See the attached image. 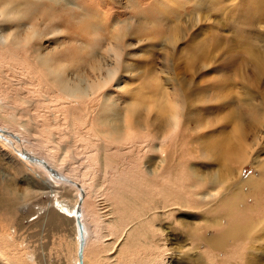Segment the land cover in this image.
<instances>
[{
	"label": "rangeland",
	"instance_id": "rangeland-1",
	"mask_svg": "<svg viewBox=\"0 0 264 264\" xmlns=\"http://www.w3.org/2000/svg\"><path fill=\"white\" fill-rule=\"evenodd\" d=\"M32 2L31 17L9 24L0 16L1 36L32 26L37 30L26 46H0V115L13 116L26 129L22 138L28 150L58 160L64 168L56 167L64 173L70 168L91 177L82 205L84 264H246L251 258L253 264H264V0ZM81 8L90 9L88 21L98 31L72 40L63 23ZM118 33L123 35L121 65L105 91L109 102L116 99L122 108L140 99L135 107L145 112L154 97L182 108L180 127L171 130L165 170L158 168L155 180L149 170L160 163L159 153L138 146L147 135L98 142L102 127L96 125L93 103L59 100L40 61L48 60L56 72L67 68L65 77L75 81L71 69L84 65L96 40L102 41L97 49L102 59L97 60L111 67L108 42L113 44ZM150 113V118L157 114ZM155 127L151 118L150 129ZM3 143L0 186L15 202L11 215L0 210V264H27L31 257L39 264H72L73 226L47 206L50 200L35 176L44 178L42 171ZM227 144L233 155L246 151L247 161L237 165L223 159L220 147ZM230 169L225 189L210 184L200 192L185 189L193 174L211 181ZM247 178L255 184L243 183ZM239 186L238 194L230 193ZM211 188L218 192L209 198ZM223 200L228 202L219 206ZM161 202L169 211L158 209L152 226L139 227L147 206ZM38 206L46 212L38 214ZM231 221L248 228L247 233L224 247H210Z\"/></svg>",
	"mask_w": 264,
	"mask_h": 264
},
{
	"label": "bare ground",
	"instance_id": "bare-ground-1",
	"mask_svg": "<svg viewBox=\"0 0 264 264\" xmlns=\"http://www.w3.org/2000/svg\"><path fill=\"white\" fill-rule=\"evenodd\" d=\"M47 1L48 2L54 1L55 3H57L59 0H44V2ZM35 7L36 4H34L32 0H0V16L3 20V23L7 22L10 24L18 17L26 16V15H28V17H31L32 15H34ZM89 10L90 9L88 8H81L80 12L73 11L72 13H69V15L67 16L69 18L68 19L69 22L66 23L68 20H64L63 26L66 29L71 30L72 40L74 39L75 35L78 38H82V34L84 33L87 36V35H91V33L98 31V26L93 27L88 21L89 16L86 14V12H88ZM116 24L119 23H115L114 25ZM119 26H121V24H119ZM81 28H83L84 31ZM120 31L122 30H119L118 32ZM92 36H94V34ZM91 37H89V39ZM113 37L115 42L111 44L109 41L108 42L109 48L107 50L109 54L108 57H111L110 52L113 53L114 62L111 65V67L108 65L103 66L104 64L101 65V62L97 60L98 58L102 57L101 55L99 56L97 52V49L99 45H101L102 41L96 40L95 45L85 53L86 62L84 63V65L71 69V72L74 74V77H76L75 81H71V79H69V77L67 76L65 77V75L67 74L66 73L67 68L61 67V70L56 72L55 70L53 71L49 67L48 60H44L43 57H40V61L43 67L45 68V70H47V72L49 73L48 75H50V77L52 78L53 88L58 92L57 98L59 100L61 98H65L72 101L87 99L90 101V103H93L91 105H92V109L94 110L93 113H94L96 125L102 127V131L98 133L99 135L98 138L101 137L100 140L98 139V142L101 140H105L103 142L112 143V142H117L119 140L122 141L125 139L127 141L129 140L131 141V139H136V134L147 135L146 137L139 138V139L145 138L146 140L140 141L138 146L143 149H147L150 152L158 151L159 153L158 158L161 164L158 163L156 165L154 169L155 171L149 170V173L152 176L148 175L153 180H155V178L159 177V170H165L163 168L165 167L164 163L166 162L167 157L169 155V139L172 136V132L174 133L173 130L175 129L177 130V128L180 127V124L178 123L180 116L182 114V108L178 102L173 103L174 101H170L169 103L167 102L158 103L154 99V97L152 98V104L150 106H146L145 108L143 107L144 109L146 108L151 109V110H145L146 113L144 112V110L135 107L137 103L141 101L140 99L137 100V103L135 102L134 106L132 105V103H128L125 105V107L122 108L120 107L121 109L116 107V103L114 102L116 99L114 101L109 102L108 98L105 97V91L109 88V86L113 82L114 76L117 75L120 69V65H121L120 42L123 38V35H120L118 33ZM36 38H37V30L35 29L34 26H32L28 30H22L21 32L15 31L11 34H6L4 36L0 35V46H2L3 44L12 45L14 47L20 45L26 46L31 41H34ZM31 51L32 50H30V52ZM88 75L93 77V79L91 80L88 79ZM143 105L144 103H142V106ZM154 110L158 115L156 114L154 115V117L151 118L153 120V123L156 124L157 127H155L154 131H152V129H150L151 128L150 111L153 112ZM158 121L161 122V124H157ZM168 126H169V130L167 129ZM16 128L19 130H16ZM0 129L7 133L14 134L19 139V141L16 142L10 136L5 135L4 137L5 140L7 141L0 139L1 140L0 144L2 146H5L3 143L5 142L9 147H11L10 149L14 151V153L17 156L18 154L16 151L24 150L29 154L44 160L50 167L55 169L65 179L76 184V185H72L69 184L68 182H61L59 180H56L52 178L44 169L40 168V166L30 163L26 160H23L18 156V158L22 160L24 163L28 164L29 166L36 167L42 171L44 178L40 177L41 176L40 173L36 174L35 176L36 179H39V181H41V184H39V187L41 186L40 189L44 190L43 193L47 195V197L46 196L45 197L50 200L48 201L47 206L51 207L53 209L52 213L55 212V214L60 219L64 220V222L66 223L69 222V224L70 223L72 224L74 231L72 241L74 242V246H75L74 248L75 253H72L73 254L72 264H78L77 251L79 247L80 238L78 233V227L76 225L75 215L80 200V206H79L80 223L83 228L82 261L84 264L83 253L86 244L87 234L82 216L83 214L82 205L84 198L87 195V191L89 187H92L91 177L83 176V174L80 173L78 170H74L70 168H66V173H64L61 169L59 170L58 167H56L59 166L60 168H64L63 167L64 164L59 163L58 160L57 161L55 159L52 160L51 158L43 157L44 155H42L40 152H34V151L32 152L28 150V148L23 145L24 142L22 138L23 136H25L27 131L21 126V124H18L16 122V119L13 118V116L0 115ZM153 140L158 141L157 142L158 145H152V143H154ZM220 148H222L221 153L223 154V159L226 156L228 162H231L232 160L233 164L241 165L244 159L245 162L248 159L247 152L244 150L240 155H233L231 152V148L228 144ZM238 173L240 175V171ZM229 174H231V169L226 170L222 174H216L214 179H212L211 181L200 180L198 177H196V175L193 174L191 175L193 180H191V182L188 183L187 186H185L186 187L185 189L186 191L191 189L194 192H200L204 190V188L209 187L208 186L209 184L210 186L215 185L217 188L219 187L221 189L223 188L225 189L230 184ZM164 178L165 180L167 179L165 175ZM153 180L151 182H153ZM247 182H252L255 184V181L253 179L247 178L243 183H247ZM240 189L241 187L239 186L236 188L235 192H230V193L236 195L240 192ZM74 190L76 191V196ZM214 190L215 189L211 188L210 191L206 192L207 197L209 198L213 197V195H215L218 192V190H216V193H214L215 192ZM0 191H1L0 210L1 208H4L11 215L12 214L11 205L14 204L15 202V196H13V194L6 189V186L5 187L0 186ZM72 193H74V197L77 200H75V198L71 195ZM188 193L193 197H197L196 193H191V192ZM163 194L164 193H162L161 195ZM226 202L228 201L223 200L219 202V206H221ZM158 206H161V208H158ZM173 206L174 208L177 207L176 204H174ZM167 208H170L169 205H165L163 202H161L160 205L159 203H153L152 205H148L147 208L143 211V213L141 209L140 212L142 214L138 218V222H137L138 226L139 227L152 226L156 221V218L158 217L157 215L158 209L162 210V212H160L161 214H165L167 210L169 211V209ZM44 212H46L45 208L43 206H40L38 214ZM48 220L50 223L53 222V219L51 217ZM242 226L243 225L238 224L236 221H231L227 223V225L224 227L223 233L220 234L218 237L213 238L212 240L209 241V246L215 249L226 246L230 240L235 238V236L247 233L248 228L241 229ZM156 233H158L157 229L155 234ZM34 262L35 259L31 257L30 262L28 261L27 264H39V261L35 263ZM246 264H253L252 258L249 259V261Z\"/></svg>",
	"mask_w": 264,
	"mask_h": 264
},
{
	"label": "water",
	"instance_id": "water-1",
	"mask_svg": "<svg viewBox=\"0 0 264 264\" xmlns=\"http://www.w3.org/2000/svg\"><path fill=\"white\" fill-rule=\"evenodd\" d=\"M5 135L10 136L16 142L19 141L18 137L15 136L14 134L7 133V132H5V131L0 129V139L1 140H5V137H4ZM5 141H7V140H5ZM16 152H17L18 156L21 159L26 160V161H28L30 163H33V164H36V165L40 166V168L44 169L52 178H54L56 180H59L61 182H68L69 184L76 185L73 182L65 179L55 169L50 167L44 160H42V159H40V158H38L36 156H33V155L29 154L28 152H26L24 150L16 151ZM79 206H80V200H79V203H78V206H77L78 208L76 210L75 220H76V225L78 227V233H79V238H80L79 247H78V251H77L78 264H83V261H82V246H83L82 235H83V228H82V225L80 223Z\"/></svg>",
	"mask_w": 264,
	"mask_h": 264
}]
</instances>
